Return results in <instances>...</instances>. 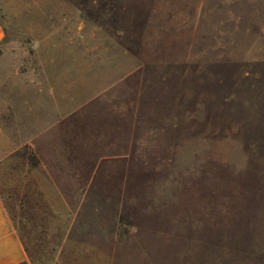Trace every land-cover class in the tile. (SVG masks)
<instances>
[{
  "label": "rangeland",
  "instance_id": "rangeland-1",
  "mask_svg": "<svg viewBox=\"0 0 264 264\" xmlns=\"http://www.w3.org/2000/svg\"><path fill=\"white\" fill-rule=\"evenodd\" d=\"M0 22L21 264H264V0H0Z\"/></svg>",
  "mask_w": 264,
  "mask_h": 264
},
{
  "label": "crops",
  "instance_id": "crops-1",
  "mask_svg": "<svg viewBox=\"0 0 264 264\" xmlns=\"http://www.w3.org/2000/svg\"><path fill=\"white\" fill-rule=\"evenodd\" d=\"M4 28L0 22V42ZM27 259L26 250L0 197V264H21Z\"/></svg>",
  "mask_w": 264,
  "mask_h": 264
}]
</instances>
